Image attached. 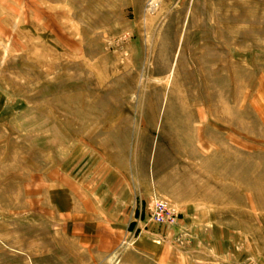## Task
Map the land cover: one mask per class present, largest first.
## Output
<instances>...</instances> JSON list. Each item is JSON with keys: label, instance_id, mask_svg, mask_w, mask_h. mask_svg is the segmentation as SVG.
Segmentation results:
<instances>
[{"label": "rangeland", "instance_id": "obj_1", "mask_svg": "<svg viewBox=\"0 0 264 264\" xmlns=\"http://www.w3.org/2000/svg\"><path fill=\"white\" fill-rule=\"evenodd\" d=\"M0 264H264V0H0Z\"/></svg>", "mask_w": 264, "mask_h": 264}, {"label": "crops", "instance_id": "obj_2", "mask_svg": "<svg viewBox=\"0 0 264 264\" xmlns=\"http://www.w3.org/2000/svg\"><path fill=\"white\" fill-rule=\"evenodd\" d=\"M105 179H106V177H105ZM109 185V187L107 186V183H104L103 185H100L99 187H96V191H95V194L97 195V197H96V201H97V204L98 205H102V204H104V202H105V200H103L104 198V196H106V194H108L109 192H110V189L112 190V188H115L116 189V186L114 185V184H108ZM117 190V189H116ZM116 190H112V191H115L116 192ZM111 201L113 200V196H112V198L110 199ZM112 202H115V201H112ZM126 202V201H125ZM125 204V203H124ZM124 204H122V206L124 205ZM117 206L118 205H116V206H114V203H112L111 204V206L108 208V210H110V209H115V208H117ZM124 207H120L119 206V209H123ZM128 209V207L126 206L125 207V211ZM102 226H100V227H98V228H96L95 230H94V232H92V233H94L95 235H96V238L95 237H93V238H95L94 240H96L97 242H99L100 241V239H101V237L99 236L100 234H101V232H103V229L101 228ZM100 230H102V231H100ZM118 230H116V232H117ZM100 237V239L98 240V238ZM95 244H97V243H95ZM97 245H101L100 243H98Z\"/></svg>", "mask_w": 264, "mask_h": 264}, {"label": "built area", "instance_id": "obj_3", "mask_svg": "<svg viewBox=\"0 0 264 264\" xmlns=\"http://www.w3.org/2000/svg\"><path fill=\"white\" fill-rule=\"evenodd\" d=\"M150 220L156 223H164L169 218L168 209L163 201H155L149 213Z\"/></svg>", "mask_w": 264, "mask_h": 264}]
</instances>
